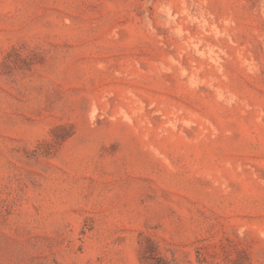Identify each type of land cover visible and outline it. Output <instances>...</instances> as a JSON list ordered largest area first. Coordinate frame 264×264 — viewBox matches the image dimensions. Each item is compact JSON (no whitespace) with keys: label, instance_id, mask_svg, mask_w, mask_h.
<instances>
[{"label":"rangeland","instance_id":"obj_1","mask_svg":"<svg viewBox=\"0 0 264 264\" xmlns=\"http://www.w3.org/2000/svg\"><path fill=\"white\" fill-rule=\"evenodd\" d=\"M0 264H264V0H0Z\"/></svg>","mask_w":264,"mask_h":264}]
</instances>
